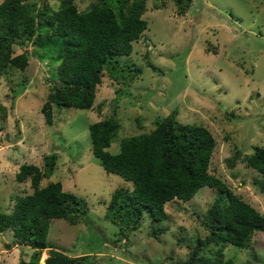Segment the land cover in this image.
<instances>
[{"label":"rangeland","instance_id":"rangeland-1","mask_svg":"<svg viewBox=\"0 0 264 264\" xmlns=\"http://www.w3.org/2000/svg\"><path fill=\"white\" fill-rule=\"evenodd\" d=\"M29 1L56 8L60 0ZM93 1L73 4L82 11ZM145 6L146 29L131 52L119 56L140 72L124 86L103 71L91 108L52 105L51 124L45 123L40 107L50 91L46 79L52 77L54 54L29 43L12 45L14 54L27 56L24 69L0 71V210L10 211L15 195L31 192L28 178L15 180L18 166L41 167L43 156L56 153L55 166L41 184L59 181L86 202L87 212L74 224L51 219L47 244L71 256L92 255L98 264L184 260L195 238L205 236L202 215L218 196L216 189L203 186L189 200L168 201L167 216L159 223L144 211L138 229L114 241L117 226L104 218L105 206L115 189L130 190L132 184L102 168L90 151L87 129L108 116L120 123L107 147L110 153L118 151L122 137L149 131L155 117L172 109L178 122L206 127L215 139L209 171L264 215V194L257 187L264 178L241 159L252 146L264 147V0H192L183 15L176 13L174 0H146ZM152 226L164 227L157 238L149 235ZM15 242L9 231L0 233V264L27 260L31 249ZM215 248L208 246L201 255ZM48 254L42 249L38 262ZM222 255L234 264H264V233L255 232L245 248L226 244Z\"/></svg>","mask_w":264,"mask_h":264},{"label":"trees","instance_id":"trees-1","mask_svg":"<svg viewBox=\"0 0 264 264\" xmlns=\"http://www.w3.org/2000/svg\"><path fill=\"white\" fill-rule=\"evenodd\" d=\"M191 1L174 0L176 13L183 15ZM145 5L146 0H94L88 9L79 11L73 0H60L56 8L44 1L0 0V71L5 72L8 66L24 69L27 56L14 54L12 45L29 43L54 54L52 77L46 79L50 91L40 107L45 123L51 124L52 105L91 108L103 71L111 81L124 86L140 72L134 64L121 63L119 56L129 54L132 42L146 29L142 17ZM175 115L176 109H172L165 116L155 117L149 131L122 137L116 153L107 147L120 127L119 121L108 116L88 124L93 156L105 171L132 184L130 190L111 193L104 218L117 226L114 241H120L138 229L144 211L152 222L159 223L167 216L166 202L189 200L203 186L214 188L218 196L201 220L205 236L195 238L187 257L175 264H234L222 257L224 246L230 243L245 248L255 232L264 233V215L209 171L215 148L210 131L202 125L180 123ZM135 122L141 127L139 118L135 117ZM238 155L234 153L235 158ZM56 159L52 152L43 156L41 167L31 163L18 166L15 180L28 178L31 192L15 195L10 211L0 210V233L9 231L15 243L31 249L27 260L20 259L18 264H41L42 249L49 253L42 264H98L92 255L71 256L47 244L51 219L74 224L87 212L86 202L63 190L59 181L41 184L51 174ZM241 159L264 178L263 146H252ZM257 187L264 194V184ZM163 230L162 226H152L149 235L157 238ZM208 246L216 248L202 256Z\"/></svg>","mask_w":264,"mask_h":264}]
</instances>
